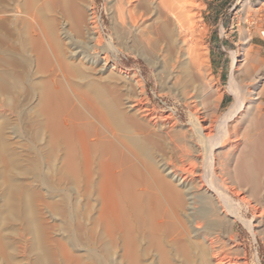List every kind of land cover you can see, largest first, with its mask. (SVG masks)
Segmentation results:
<instances>
[{
  "label": "rangeland",
  "instance_id": "obj_1",
  "mask_svg": "<svg viewBox=\"0 0 264 264\" xmlns=\"http://www.w3.org/2000/svg\"><path fill=\"white\" fill-rule=\"evenodd\" d=\"M119 1L56 0L54 5L50 2L43 7L42 0H0V264H119L118 234L108 235L95 219L100 206L96 188L87 184L82 173L76 182L73 171L64 167L65 141H51L44 103L52 80L63 88L57 96L61 120H80L89 124L88 130L102 135L118 133L146 165L161 160L174 162L175 145L189 146L198 141L196 132L192 133L194 108L189 98L199 76L188 64L185 72L169 78L165 64L170 49L162 43L159 50L152 41L125 34L118 22ZM196 2L200 4L195 10L199 11L197 19L201 18L203 32L195 33V47L201 53L200 62L208 59H203L200 67L207 66L209 71L201 69L202 73L208 71L223 93L217 111L221 114L233 102L227 84L232 54H239L242 31L248 28L244 21L251 18L253 10L264 8V0ZM158 12L160 15V8ZM79 16L85 21L81 29ZM88 21L96 36L93 50L81 45L87 40ZM63 22L73 39L61 35ZM40 27H45L50 44L46 55L40 51ZM72 46L80 50V56L99 55L98 60L107 62V69L97 72L95 65L80 56L68 58ZM246 75L241 74L242 83H248ZM139 94L153 110L170 113L173 124L163 131L141 120L128 107ZM210 106L205 104L204 108ZM97 109L103 113L101 119L93 112ZM75 115L81 116L77 119ZM262 221L256 239L242 222L237 221L234 227L236 241L245 246L249 264L255 256L264 264V216Z\"/></svg>",
  "mask_w": 264,
  "mask_h": 264
},
{
  "label": "bare ground",
  "instance_id": "obj_2",
  "mask_svg": "<svg viewBox=\"0 0 264 264\" xmlns=\"http://www.w3.org/2000/svg\"><path fill=\"white\" fill-rule=\"evenodd\" d=\"M42 1L43 7L56 2ZM77 1L82 0H73ZM199 5L196 0H122L117 9L125 34L152 41L159 50L168 46L170 56L164 64L169 78L185 72L188 64L199 76L189 98L194 108L190 127L198 141L189 146L175 145L176 161L157 159L155 165H146L118 133L109 131L102 135L88 130L89 124L83 125L80 120H61L57 96L63 88L50 80L44 112L51 141H65L64 167L73 171L76 182L82 173L87 184L96 188L100 206L95 219L108 235L118 234L119 264H249L245 246L236 241L234 227L237 221L242 222L254 239L261 233L258 234L264 216V8L253 10L251 18H244L248 28L241 30L239 54H232L227 84L233 102L217 114L223 93L207 75L209 67L205 65L208 71L202 73L206 70L200 67L204 58L200 62L201 53H197L198 43L194 42L195 33L203 30L198 20L201 18L197 19L199 11L195 10ZM81 17L80 29L85 22ZM92 27L90 22L85 23L87 40L79 42L83 49L95 48ZM40 29V51L46 55L50 44L45 27ZM59 30L64 37L73 39L64 22ZM255 40L260 43L255 44ZM75 47L68 58L80 56ZM97 57L82 53L79 58L95 65L97 72L105 71L107 62ZM242 73L247 74L248 83L247 79L242 83ZM205 104L213 109H205ZM128 107L157 128H165L172 118L170 113L150 108L140 94ZM93 112L100 119L103 117L98 109ZM76 115L77 119L81 116ZM253 264H260L257 256Z\"/></svg>",
  "mask_w": 264,
  "mask_h": 264
}]
</instances>
